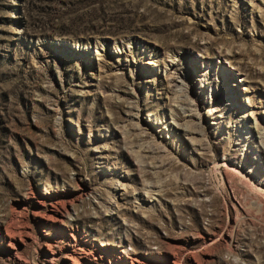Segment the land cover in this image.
<instances>
[{"label": "rangeland", "instance_id": "374dc122", "mask_svg": "<svg viewBox=\"0 0 264 264\" xmlns=\"http://www.w3.org/2000/svg\"><path fill=\"white\" fill-rule=\"evenodd\" d=\"M263 154L264 0H0V264H264Z\"/></svg>", "mask_w": 264, "mask_h": 264}, {"label": "bare ground", "instance_id": "6f19581e", "mask_svg": "<svg viewBox=\"0 0 264 264\" xmlns=\"http://www.w3.org/2000/svg\"><path fill=\"white\" fill-rule=\"evenodd\" d=\"M195 130V129H194ZM194 132H198V131H194ZM154 145V144H153ZM146 146H147V144H146ZM149 146V145H148ZM149 147H151V146H149ZM149 147H147V151H151V149H153V148H151V149H149ZM198 151V150H197ZM153 152V151H152ZM263 156H264V154H263ZM264 158V157H263Z\"/></svg>", "mask_w": 264, "mask_h": 264}]
</instances>
